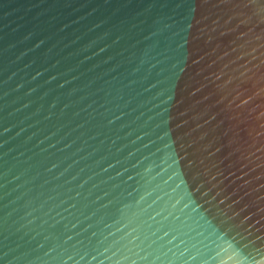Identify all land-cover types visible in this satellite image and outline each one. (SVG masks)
I'll return each mask as SVG.
<instances>
[{
  "label": "water",
  "instance_id": "water-1",
  "mask_svg": "<svg viewBox=\"0 0 264 264\" xmlns=\"http://www.w3.org/2000/svg\"><path fill=\"white\" fill-rule=\"evenodd\" d=\"M0 264H264V0H0Z\"/></svg>",
  "mask_w": 264,
  "mask_h": 264
}]
</instances>
